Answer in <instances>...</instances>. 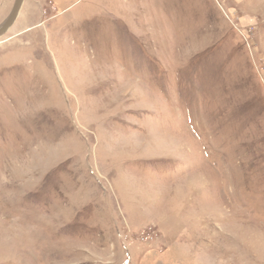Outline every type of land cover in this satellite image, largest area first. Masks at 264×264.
Returning a JSON list of instances; mask_svg holds the SVG:
<instances>
[{
    "label": "rangeland",
    "instance_id": "rangeland-1",
    "mask_svg": "<svg viewBox=\"0 0 264 264\" xmlns=\"http://www.w3.org/2000/svg\"><path fill=\"white\" fill-rule=\"evenodd\" d=\"M0 264H264V0H24Z\"/></svg>",
    "mask_w": 264,
    "mask_h": 264
},
{
    "label": "water",
    "instance_id": "water-1",
    "mask_svg": "<svg viewBox=\"0 0 264 264\" xmlns=\"http://www.w3.org/2000/svg\"><path fill=\"white\" fill-rule=\"evenodd\" d=\"M24 0H16L11 15L4 25L0 28V38H2L15 24L22 10Z\"/></svg>",
    "mask_w": 264,
    "mask_h": 264
},
{
    "label": "bare ground",
    "instance_id": "bare-ground-1",
    "mask_svg": "<svg viewBox=\"0 0 264 264\" xmlns=\"http://www.w3.org/2000/svg\"><path fill=\"white\" fill-rule=\"evenodd\" d=\"M20 15V14H19Z\"/></svg>",
    "mask_w": 264,
    "mask_h": 264
}]
</instances>
